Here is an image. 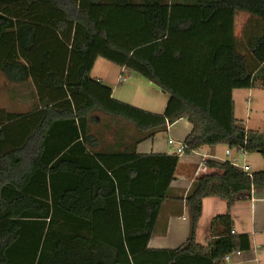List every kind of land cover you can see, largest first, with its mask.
Listing matches in <instances>:
<instances>
[{
  "label": "trees",
  "instance_id": "trees-1",
  "mask_svg": "<svg viewBox=\"0 0 264 264\" xmlns=\"http://www.w3.org/2000/svg\"><path fill=\"white\" fill-rule=\"evenodd\" d=\"M238 15L244 22L236 35ZM98 57L136 72L169 98L155 114L112 97L91 77ZM0 72L29 82L37 102L0 116V264H138L175 178L178 155L139 154L135 147L192 124L188 151L226 145L258 153L264 132L234 114L233 89H264V0H0ZM131 123L138 139L122 152H102L89 134V114ZM3 116V117H2ZM185 195L189 235L159 258H208L251 247L231 233L229 209L264 190V166L245 172L229 160ZM228 211L212 219L207 246L196 242L206 197ZM147 261H144L146 263Z\"/></svg>",
  "mask_w": 264,
  "mask_h": 264
},
{
  "label": "crops",
  "instance_id": "crops-1",
  "mask_svg": "<svg viewBox=\"0 0 264 264\" xmlns=\"http://www.w3.org/2000/svg\"><path fill=\"white\" fill-rule=\"evenodd\" d=\"M238 31L237 29L236 35H238ZM108 64H112L113 69L107 71ZM91 77L110 87L112 97L120 102L155 114H163L165 111L169 98L168 94L162 92L146 79V81H143L136 72L98 57L92 67ZM119 78L122 81H119ZM28 83L22 82L21 84ZM25 88L27 87L25 86ZM250 89H233L235 116L237 107L236 92ZM20 94V105L27 106L30 104V107L16 113H26L36 105L37 97L32 93V101L30 102L26 90H20ZM0 111L4 113L14 112L3 107H0ZM1 115L3 113H0ZM89 117L92 121L89 134L98 140L97 145L99 147L96 148L102 152L113 153L129 150L130 144L138 139L134 126L121 118L97 110L91 112ZM191 129L192 124L188 120L179 119L172 124H168L165 132H159L154 138L138 144L135 150L139 154L176 155L177 145L184 142V138ZM169 138H172L174 142L168 143ZM227 149L230 150L231 156L238 157L241 162L248 164L251 171L260 170L264 166L260 154H240L226 145L203 146L178 155V163L174 173L175 178L170 183L168 197L161 206L153 234L147 244V249L151 251L150 254L153 257L148 259L139 257L137 259L138 264H213L208 258L203 257L167 260V258H159L157 255L160 254L153 251L175 249L186 241L190 227L188 208L184 197L189 191L193 180L210 171L204 164V160L225 161L231 159V156L225 155ZM250 157L255 160L252 165L248 161ZM202 206V215L197 224L195 237L199 245L207 246L211 240L223 234L227 229L222 223H218L214 235L210 233L212 219L217 215L226 213L228 208L224 199L215 196L204 198ZM229 214L232 219L230 229L234 230L236 234H248L251 247L249 250L241 251L239 255L234 253L231 258H224L223 263L220 264H264V190L252 189L249 198L238 199L234 202L229 209ZM144 261L147 262L144 263Z\"/></svg>",
  "mask_w": 264,
  "mask_h": 264
},
{
  "label": "rangeland",
  "instance_id": "rangeland-1",
  "mask_svg": "<svg viewBox=\"0 0 264 264\" xmlns=\"http://www.w3.org/2000/svg\"><path fill=\"white\" fill-rule=\"evenodd\" d=\"M237 22V29L240 30L244 22V16L238 15ZM107 67H109L107 68V71H109L111 68L113 69L114 66L108 64ZM140 77L143 81H146L143 76L140 75ZM119 81H122V79L119 78ZM25 86L27 88H25ZM20 90H26L31 102L33 93L31 84H21L11 81L4 74L0 73V107L14 112H20L29 108L30 104L27 106L20 105ZM235 97L237 101V119L242 121L247 129H255L264 132V89L257 87L250 90H238ZM248 161L250 165H252L255 160H253V157H250Z\"/></svg>",
  "mask_w": 264,
  "mask_h": 264
},
{
  "label": "built area",
  "instance_id": "built-area-1",
  "mask_svg": "<svg viewBox=\"0 0 264 264\" xmlns=\"http://www.w3.org/2000/svg\"><path fill=\"white\" fill-rule=\"evenodd\" d=\"M173 142H174V140H173L172 138H169V139H168V143L171 144V143H173ZM186 152H189V151H188V146H187L184 142L179 143V144L177 145V147H176V150H175L176 155H182V154H184V153H186ZM238 152H239L240 154H244L243 151H238ZM225 155H226V156H231V152H230L229 149H227V150L225 151ZM228 160L231 162L232 165H234V166H236V167L242 169V170L245 171V172L251 173V168H250V166H249L248 164H246L245 162H241L240 159H239L238 157H233V156H231V159H228ZM231 233H234V230H231ZM234 253L239 255V254L241 253V251L237 250V251H234V252H232V253H229V254H227V255L225 256V258H226V259L231 258L232 254H234Z\"/></svg>",
  "mask_w": 264,
  "mask_h": 264
}]
</instances>
